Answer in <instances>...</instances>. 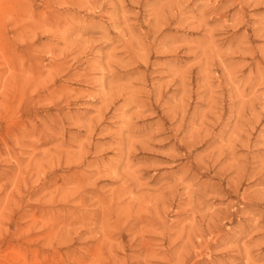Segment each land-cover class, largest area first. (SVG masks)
<instances>
[{"label": "rangeland", "instance_id": "374dc122", "mask_svg": "<svg viewBox=\"0 0 264 264\" xmlns=\"http://www.w3.org/2000/svg\"><path fill=\"white\" fill-rule=\"evenodd\" d=\"M0 264H264V0H0Z\"/></svg>", "mask_w": 264, "mask_h": 264}]
</instances>
